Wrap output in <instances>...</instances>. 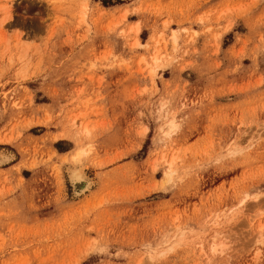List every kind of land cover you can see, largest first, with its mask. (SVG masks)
I'll list each match as a JSON object with an SVG mask.
<instances>
[{
    "label": "rangeland",
    "instance_id": "rangeland-1",
    "mask_svg": "<svg viewBox=\"0 0 264 264\" xmlns=\"http://www.w3.org/2000/svg\"><path fill=\"white\" fill-rule=\"evenodd\" d=\"M1 152L0 264H264V0H0Z\"/></svg>",
    "mask_w": 264,
    "mask_h": 264
},
{
    "label": "bare ground",
    "instance_id": "bare-ground-1",
    "mask_svg": "<svg viewBox=\"0 0 264 264\" xmlns=\"http://www.w3.org/2000/svg\"><path fill=\"white\" fill-rule=\"evenodd\" d=\"M138 25V24H137ZM136 29L137 30H135L136 31V33H139V31H140V29L139 28H137L136 27ZM173 41H176V38H175V36L173 37ZM166 130L163 132V134L165 133V136H170L173 132H174V130H175V124L173 123V122H169L167 125H166ZM80 155H81V153L79 152L73 159H74V162L75 163H78L79 162V160H80ZM14 157V156H13ZM12 160V155L11 154H7V153H5V152H1L0 153V163L1 164H6V163H8V162H10ZM73 170V169H72ZM80 170V168L79 169H77L76 170V168L72 171V173H71V182H72V185L74 186V188H75V191H77L76 192V195H79L80 193H82V192H84L86 189H88L89 188V184H88V182L86 183L85 181H84V179H83V175H82V173L79 171ZM169 170V169H168ZM173 171V170H172ZM166 174V173H165ZM174 174V173H173ZM167 176L168 175H170L169 173H168V171H167V174H166ZM170 176H172V175H170ZM165 178V177H164ZM164 180H166V178L164 179ZM171 181V180H170ZM164 184V183H163ZM82 195V194H81ZM212 250L213 251H217L216 250V246H212Z\"/></svg>",
    "mask_w": 264,
    "mask_h": 264
}]
</instances>
